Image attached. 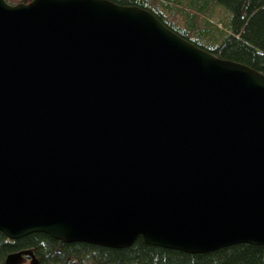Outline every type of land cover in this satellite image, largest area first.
<instances>
[{
	"label": "water",
	"instance_id": "95a60500",
	"mask_svg": "<svg viewBox=\"0 0 264 264\" xmlns=\"http://www.w3.org/2000/svg\"><path fill=\"white\" fill-rule=\"evenodd\" d=\"M0 232L264 245V74L138 7L0 0Z\"/></svg>",
	"mask_w": 264,
	"mask_h": 264
},
{
	"label": "trees",
	"instance_id": "16d2710c",
	"mask_svg": "<svg viewBox=\"0 0 264 264\" xmlns=\"http://www.w3.org/2000/svg\"><path fill=\"white\" fill-rule=\"evenodd\" d=\"M30 1L7 0L11 5ZM107 1L147 10L195 46L217 58L264 74V0ZM216 7L225 13L226 19L212 23ZM176 18H181L178 25L174 22ZM22 250H32L39 264H264V245L238 244L208 253L190 254L151 246L142 240L128 248L114 249L64 243L44 233L10 240L0 232V264H6L8 255Z\"/></svg>",
	"mask_w": 264,
	"mask_h": 264
},
{
	"label": "rangeland",
	"instance_id": "374dc122",
	"mask_svg": "<svg viewBox=\"0 0 264 264\" xmlns=\"http://www.w3.org/2000/svg\"><path fill=\"white\" fill-rule=\"evenodd\" d=\"M213 14H214L215 17L211 19L212 23H215V22L217 23V22H219V20L226 19L225 13L221 9H219L217 7L214 8ZM179 20L181 21V18H176L174 20L175 24H177V25L180 24V23H178ZM199 42L202 43L203 45L205 44L202 41H199ZM27 261L30 262L31 260L28 259ZM30 264H31V262H30Z\"/></svg>",
	"mask_w": 264,
	"mask_h": 264
}]
</instances>
